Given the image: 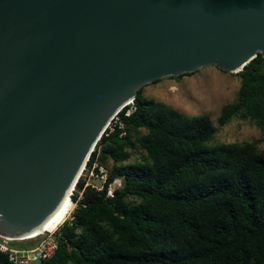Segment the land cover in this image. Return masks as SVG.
Masks as SVG:
<instances>
[{
    "label": "water",
    "instance_id": "water-1",
    "mask_svg": "<svg viewBox=\"0 0 264 264\" xmlns=\"http://www.w3.org/2000/svg\"><path fill=\"white\" fill-rule=\"evenodd\" d=\"M258 55L264 0H0V236L43 230L141 88Z\"/></svg>",
    "mask_w": 264,
    "mask_h": 264
},
{
    "label": "trees",
    "instance_id": "trees-1",
    "mask_svg": "<svg viewBox=\"0 0 264 264\" xmlns=\"http://www.w3.org/2000/svg\"><path fill=\"white\" fill-rule=\"evenodd\" d=\"M233 75L240 87L218 127L207 115L145 98L141 88L127 135H103L88 162L107 168L103 189L76 183V208L53 235L54 255L39 264H264V148L209 145L234 119L258 128L264 143V59ZM115 181L120 187L107 197ZM0 264L12 263L0 253Z\"/></svg>",
    "mask_w": 264,
    "mask_h": 264
},
{
    "label": "rangeland",
    "instance_id": "rangeland-1",
    "mask_svg": "<svg viewBox=\"0 0 264 264\" xmlns=\"http://www.w3.org/2000/svg\"><path fill=\"white\" fill-rule=\"evenodd\" d=\"M239 87L240 79L237 76L223 72L216 67H209L180 80L164 78L156 84H149L144 87L143 96L170 106L189 117L207 115L214 126L218 127L216 121L221 108L235 101ZM260 139L261 133L258 128L248 122L234 119L225 127L218 128V132L209 145L257 142L258 147L263 149L264 143L259 142ZM137 160L136 157H132L129 163H134ZM111 166L112 162L109 160L107 162L108 169ZM92 183L100 185L98 180H93ZM118 184L120 181L114 187H118ZM75 208L76 205L71 201V209L66 220L69 219ZM26 242L29 241L15 242L8 246L16 250L32 248V246H21L30 244Z\"/></svg>",
    "mask_w": 264,
    "mask_h": 264
},
{
    "label": "built area",
    "instance_id": "built-area-1",
    "mask_svg": "<svg viewBox=\"0 0 264 264\" xmlns=\"http://www.w3.org/2000/svg\"><path fill=\"white\" fill-rule=\"evenodd\" d=\"M135 110L136 109L133 101L124 105L108 123V125L105 128V131L103 132V135L109 136L115 132H119L120 138L125 137L127 135V131L124 121L130 118L131 115L135 112ZM95 149L96 146L92 150L91 155L95 151ZM91 155L87 159L80 173L78 181L80 179H83L85 182V187L90 186L93 189L101 191L107 180L108 171L107 168L103 166H99L97 163H93L92 166L89 167L88 162L90 161ZM93 180H98L100 182V185L93 184L92 183ZM117 182L118 181H115L112 185L109 186V188L107 189V197H112L114 190L120 187V184H118V187H114ZM74 190L72 191L70 197L72 196ZM54 234H55L54 232L41 233L36 236L31 235L24 239H18V240H10L0 236V253L7 255L10 263L12 264H39L42 261L50 259L54 255L57 249L56 242L53 238ZM32 240H37V244L30 249L16 250V249H11L8 246L9 244H13L15 242L32 241Z\"/></svg>",
    "mask_w": 264,
    "mask_h": 264
},
{
    "label": "bare ground",
    "instance_id": "bare-ground-1",
    "mask_svg": "<svg viewBox=\"0 0 264 264\" xmlns=\"http://www.w3.org/2000/svg\"><path fill=\"white\" fill-rule=\"evenodd\" d=\"M71 209L70 197H67L60 209L51 217V219L46 223L43 228V232L53 233L58 226L62 225L67 218V215ZM37 232L33 236L39 235L43 232Z\"/></svg>",
    "mask_w": 264,
    "mask_h": 264
}]
</instances>
